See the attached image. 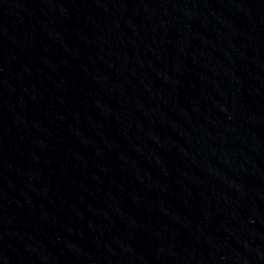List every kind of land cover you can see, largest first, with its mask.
<instances>
[{"label":"water","instance_id":"water-1","mask_svg":"<svg viewBox=\"0 0 264 264\" xmlns=\"http://www.w3.org/2000/svg\"><path fill=\"white\" fill-rule=\"evenodd\" d=\"M0 264H264V0H0Z\"/></svg>","mask_w":264,"mask_h":264}]
</instances>
